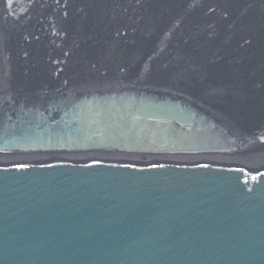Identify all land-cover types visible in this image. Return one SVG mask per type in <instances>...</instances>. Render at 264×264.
<instances>
[{"label": "water", "instance_id": "obj_1", "mask_svg": "<svg viewBox=\"0 0 264 264\" xmlns=\"http://www.w3.org/2000/svg\"><path fill=\"white\" fill-rule=\"evenodd\" d=\"M0 264H264V0H0Z\"/></svg>", "mask_w": 264, "mask_h": 264}]
</instances>
